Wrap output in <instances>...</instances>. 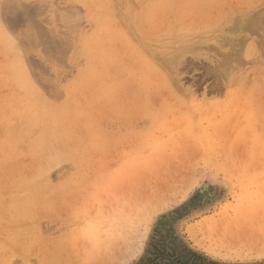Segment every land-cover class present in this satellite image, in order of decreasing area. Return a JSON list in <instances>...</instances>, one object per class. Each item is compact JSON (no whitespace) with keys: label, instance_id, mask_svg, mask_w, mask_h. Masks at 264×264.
<instances>
[{"label":"rangeland","instance_id":"obj_1","mask_svg":"<svg viewBox=\"0 0 264 264\" xmlns=\"http://www.w3.org/2000/svg\"><path fill=\"white\" fill-rule=\"evenodd\" d=\"M253 16L264 0H0V264H264L226 245L264 235Z\"/></svg>","mask_w":264,"mask_h":264},{"label":"bare ground","instance_id":"obj_2","mask_svg":"<svg viewBox=\"0 0 264 264\" xmlns=\"http://www.w3.org/2000/svg\"><path fill=\"white\" fill-rule=\"evenodd\" d=\"M83 2V1H82ZM102 8V7H101ZM242 9V8H241ZM241 9H237L238 11L239 10H241ZM244 9V8H243ZM247 9V8H246ZM250 9V8H249ZM245 11V10H244ZM251 11V10H250ZM256 12H258V11H255V13ZM240 13H242V11L240 12ZM245 13H247V12H245ZM244 14V13H243ZM233 15V14H232ZM237 15H239L240 16V14H237ZM254 15V14H253ZM258 15V14H257ZM252 16V15H251ZM260 16H262V15H260ZM244 17V16H243ZM250 17V16H249ZM256 17V16H255ZM254 16L252 17V20L250 21V18H248L249 20H247L246 21V23L247 24H245V25H247L246 27H249V29L251 28L252 30H254V28H255V30H256V28L258 29V27H259V29H260V26H263L264 25V23L263 22H261L262 21V19H263V17H259V19H261V20H258V17H257V19L255 18ZM234 18V17H233ZM237 18V17H236ZM235 18V19H236ZM240 18V17H239ZM70 19V18H69ZM234 19V22H232V24H231V26H230V28L231 27H233L234 26V28L233 29H235V30H237L238 29V24H236L238 21H239V23H240V20L237 18V20H235ZM247 19V18H246ZM233 20V19H232ZM264 20V19H263ZM237 21V22H236ZM248 21H250L249 23H248ZM230 22H231V20H230ZM230 22H228V24H230ZM233 23H234V25H233ZM236 24V25H235ZM241 24H243V22L242 23H240L239 25L240 26H242ZM244 25V24H243ZM235 26H237V27H235ZM239 26V27H240ZM262 28V27H261ZM248 29V28H247ZM234 30V31H235ZM239 30V29H238ZM252 30H250V31H252ZM245 31H247V30H245ZM262 31H264V29H262ZM231 32V31H230ZM235 32H237V31H235ZM233 33V32H232ZM251 33V32H250ZM258 33V32H257ZM256 33V34H257ZM264 33V32H263ZM263 33L261 34V35H263ZM259 35H260V33H259ZM264 36V35H263ZM262 37V36H261ZM259 38H260V36H259ZM260 39H262V38H260ZM264 41V40H263ZM231 42H233V41H231ZM235 42V41H234ZM260 43V45H261V42H259ZM258 43V44H259ZM264 43V42H263ZM231 44V43H230ZM229 44V45H230ZM262 46V45H261ZM260 46V47H261ZM181 52V51H180ZM156 55V54H155ZM168 58V57H167ZM173 58H174V56H173ZM172 58V59H173ZM177 58V57H176ZM179 58V57H178ZM171 59V60H172ZM238 60V59H237ZM240 60V59H239ZM164 61H166V60H164ZM168 61V60H167ZM228 61V60H227ZM163 62V61H162ZM171 64H172V61H169ZM222 62V61H221ZM220 62V64H222L223 65V63H221ZM170 63H168V64H170ZM166 64H167V62H166ZM222 65H220V66H222ZM223 67V66H222ZM170 68H172V66L170 67ZM187 133V132H186ZM163 160H165L164 158L161 160V162L163 161ZM133 163V162H132ZM131 163V166L133 165V164H137L138 165V163H133L132 164ZM140 163V162H139ZM156 163V162H155ZM142 164V163H141ZM150 164H153L152 162L150 163ZM140 165V164H139ZM138 165V166H139ZM143 165V164H142ZM147 165H148V163H147ZM137 167V166H136ZM149 166H147V168H148ZM150 167H152V166H150ZM148 168V169H146V167L144 168V166H142V168L143 169H146V170H144V171H149L151 168ZM128 168H130V167H128ZM153 168V167H152ZM140 169H141V167H140ZM140 169H139V171H140ZM143 169H141V171L143 170ZM155 169H157V168H155ZM138 170V169H137ZM150 171H152V172H154L153 170H150ZM159 172V171H158ZM157 172V173H158ZM127 173H129V172H127ZM127 173H126V175H127ZM132 173V172H131ZM135 173V172H134ZM137 174V173H136ZM147 174V173H146ZM155 174H156V171H155ZM145 174H143V176H144ZM235 175V174H234ZM232 176V177H234L235 178V176ZM261 175H262V173H261ZM260 175V176H261ZM128 176V175H127ZM130 176V175H129ZM128 176V177H129ZM236 176H237V174H236ZM135 177H136V179H137V175H135ZM252 177V176H251ZM256 177H258V176H256ZM127 178V177H126ZM143 178V177H142ZM133 179V178H132ZM135 179V180H136ZM189 179H191V178H189ZM130 180V179H129ZM134 180V179H133ZM197 180V179H196ZM190 181V180H189ZM238 181V180H237ZM241 181V180H240ZM195 182V181H194ZM237 183V182H236ZM238 183H240L239 181H238ZM243 183V182H242ZM224 185V184H223ZM136 186V185H135ZM225 186V185H224ZM228 187V186H227ZM240 187H241V185H240ZM243 187V186H242ZM243 194H241V196H242ZM245 195H247L246 193H244V196ZM173 196V195H172ZM175 196V195H174ZM237 196V195H236ZM171 197V196H170ZM239 198H241L240 197V194H239V196H238ZM234 198V197H233ZM162 199V198H161ZM242 199H244L245 200V198H241V200ZM236 200V199H235ZM159 201V200H158ZM158 201L156 202V205L158 204ZM166 201V200H165ZM169 201V200H168ZM238 201H240V200H238ZM237 201V202H238ZM161 202H163L164 203V201H161ZM233 202H236V201H233ZM162 203V204H163ZM230 203V202H229ZM159 204H160V202H159ZM158 204V205H159ZM228 203H226V206H228L227 205ZM240 204V203H239ZM241 204H243V203H241ZM161 205V204H160ZM159 205V206H160ZM233 205V204H232ZM231 205V206H232ZM235 205V204H234ZM238 205V204H237ZM151 206H152V204H151ZM240 206V205H239ZM238 206V207H239ZM243 206H244V204H243ZM147 207H148V205H147ZM147 207L145 208V209H147ZM161 207V206H160ZM236 207V206H235ZM234 207V208H235ZM241 207V206H240ZM143 209V208H142ZM157 209V208H156ZM161 209V208H160ZM221 209V208H220ZM233 209V208H232ZM148 210H150V208L148 209ZM155 210V209H154ZM158 210V209H157ZM224 210V209H223ZM134 211H135V209H134ZM143 211V210H142ZM147 211V210H146ZM221 210H219L218 212H220ZM151 212V211H150ZM156 212V211H155ZM158 212V211H157ZM222 212V211H221ZM225 212H226V210H225ZM240 213V212H239ZM140 214V213H139ZM138 214V215H139ZM222 214V213H221ZM224 214V213H223ZM228 213H226V215H227ZM232 214H234V213H232ZM235 215V214H234ZM237 215V214H236ZM245 215V214H244ZM238 216H240V215H238ZM229 217H232V216H229ZM243 217L244 216H242V219H243ZM247 217V216H246ZM217 218V217H216ZM226 218H227V216H226ZM225 219V218H224ZM230 219V218H229ZM235 219H238V217L236 218V216H235ZM245 219V218H244ZM243 219V220H244ZM231 222V221H230ZM233 222H234V220H233ZM200 223V222H199ZM211 223V222H210ZM213 223H214V221H213ZM237 223V222H236ZM235 222L233 223V225L234 224H236ZM220 224V223H219ZM226 224H228L227 226L225 225V227L227 228V229H229V223L227 222ZM232 223H230V225H231ZM198 226H200V225H198ZM224 227V226H223ZM223 229V231L224 230H226L225 231V233H227V229ZM233 228V227H232ZM231 229V228H230ZM221 230V229H220ZM231 231V230H230ZM221 233V232H220ZM230 233V232H229ZM222 235V234H221ZM233 236V235H232ZM231 236V237H232ZM231 237H230V239H231ZM218 240V239H217ZM220 241V240H219ZM230 243V242H229ZM229 243H227L226 245H228V247H230V248H232V249H230L231 251H233L234 250V252L233 253H235V254H233L234 256H242V257H257V258H259V257H264V235H262V236H256V237H245V236H243V235H239V236H234V237H232V240H231V244H229ZM219 244V243H218ZM222 244H223V242H222ZM221 245V244H220ZM226 248V247H225ZM228 249V248H227ZM230 250H228V251H230ZM239 250V251H238ZM230 251V252H231ZM236 252H238V254L236 253ZM240 253V254H239ZM241 257V258H242Z\"/></svg>","mask_w":264,"mask_h":264}]
</instances>
